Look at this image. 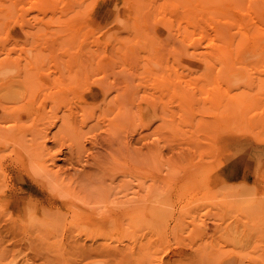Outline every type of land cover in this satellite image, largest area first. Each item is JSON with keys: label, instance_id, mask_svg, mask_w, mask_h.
<instances>
[{"label": "rangeland", "instance_id": "rangeland-1", "mask_svg": "<svg viewBox=\"0 0 264 264\" xmlns=\"http://www.w3.org/2000/svg\"><path fill=\"white\" fill-rule=\"evenodd\" d=\"M20 1H0V264H264V0H227L247 42L224 55L166 42L162 0Z\"/></svg>", "mask_w": 264, "mask_h": 264}, {"label": "bare ground", "instance_id": "bare-ground-1", "mask_svg": "<svg viewBox=\"0 0 264 264\" xmlns=\"http://www.w3.org/2000/svg\"><path fill=\"white\" fill-rule=\"evenodd\" d=\"M1 1V0H0ZM14 1V0H13ZM20 1V0H19ZM22 1V0H21ZM20 1V2H21ZM28 1V0H27ZM57 0H29V7L30 8H32V9H35V11L37 10L38 12H48V11H50V12H52V13H55L56 11H58L56 8L58 7L59 8V5L58 6H56V8H55V5H54V3L56 2ZM63 1V0H62ZM67 1V0H66ZM78 1V0H77ZM76 1V2H77ZM82 1V0H81ZM93 1V0H92ZM115 1V0H114ZM124 1V0H123ZM130 1V0H129ZM132 1H134V0H132ZM139 2H143L144 0H138ZM137 1V2H138ZM152 2H153V0H151ZM159 1V0H158ZM163 2L160 4V3H158L157 1H155V2H157L158 4H160V6H161V8H163L164 10H170V14H168L167 16H166V18H164V17H162V19L164 18V22L162 21V23H158V24H160V25H163V23H164V29H165V31H166V36H167V39L169 38L170 40L169 41H166V42H170V44H173L174 42V38L177 40V43L179 44V45H188L190 48H191V46H193L192 47V49H195L196 48V46L198 45V48H200L199 47V45H204V47L206 46V47H213V49L214 48H216V50H217V48L220 50V48H222V47H226L227 48V46H228V49H229V47H231L232 45H234V42H236V43H239V42H241L242 43V41H243V43L246 41L247 42V39L244 41V39H238L237 41L236 40H234L233 39V37H235V36H233L234 35V33L236 32V31H231L232 29H235V30H238L237 31V33H239L238 35H242V37L244 38V37H246V35H245V31H244V29H242V27H241V24H239L238 22H237V20L234 18V15H233V17L231 16V14L229 13V11L231 10H228L230 7L232 8L233 6H235V1L234 0H228V1H230V4H232V5H230V4H228L227 2V0H162ZM231 1H234V2H231ZM240 1V0H239ZM242 1H244V0H242ZM247 1V0H246ZM7 2V4L5 5L4 3H6ZM12 3V0H9V1H4L3 0V3L2 4H4L5 6H7V7H10V10H12L11 9V6H13V5H10L11 3ZM58 2H60V1H58ZM65 2V1H64ZM79 2V1H78ZM84 2V1H83ZM86 2V1H85ZM136 2V3H137ZM138 2V4H140ZM145 2V1H144ZM8 3H9V5H8ZM22 3V2H21ZM28 3V2H27ZM26 3V4H27ZM66 3V4H65ZM65 3H61L62 5H64L65 7H67V6H69V7H73V4L75 3V0H74V2L72 1V0H68V3L67 2H65ZM121 3V2H120ZM151 3V2H150ZM235 3V4H234ZM243 3V2H242ZM244 3H246V2H244ZM2 4H0V5H2ZM12 4H14V2L12 3ZM17 4V3H16ZM15 4V5H16ZM22 4H24V3H22ZM77 5H78V3H76ZM131 4V3H130ZM145 4V3H144ZM153 4H154V2H153ZM152 4V6H154ZM25 5V4H24ZM57 5V4H56ZM76 5V8H67V9H69V11H67L66 13H68V12H70V13H68V15L70 14V17L69 18H73L74 16H76V15H78V17H79V14H82V13H84V14H86V10H84V12H82V13H80V6L82 5V4H80V6H77ZM85 5V4H84ZM134 5V4H133ZM136 5V4H135ZM242 5V4H241ZM240 5V6H241ZM246 5H247V3H246ZM87 6V5H86ZM89 6H90V3H89ZM131 6V5H130ZM152 6H151V8H152ZM155 6H157V4L155 5ZM239 6V7H240ZM248 6V5H247ZM77 7H79V10H77ZM114 7V6H113ZM118 7V6H117ZM116 7V8H117ZM236 7V6H235ZM83 8V7H82ZM136 8H138V7H136ZM155 8H157V7H155ZM242 8V7H241ZM247 8V7H246ZM4 9V8H3ZM71 9V10H70ZM88 9V8H87ZM122 9V8H121ZM127 9V8H126ZM139 9V8H138ZM142 9V8H141ZM144 9V8H143ZM244 9V8H243ZM243 9H241L242 10V12H243ZM249 9V8H248ZM5 10V9H4ZM115 10V9H114ZM140 10V9H139ZM151 10V9H150ZM149 10V11H150ZM235 10V9H234ZM245 10V9H244ZM250 10V9H249ZM6 11H7V9H6ZM9 11V10H8ZM122 11V10H121ZM143 11V10H142ZM159 11V10H158ZM240 11V10H239ZM3 12V11H2ZM11 12L12 11H10V14H11ZM118 12V11H117ZM133 12V11H132ZM136 12V11H135ZM139 12V11H138ZM141 12V11H140ZM237 12V11H236ZM235 12V13H236ZM241 12V13H242ZM51 13V14H52ZM57 14L58 13H60V14H62L63 13V11H61V10H59L58 12H56ZM55 13V14H56ZM65 13V12H64ZM161 13H162V15L164 16V13L161 11ZM1 14V13H0ZM4 14V13H3ZM83 14V15H84ZM113 14V13H112ZM167 14V13H166ZM5 15V14H4ZM4 15H1L2 16V18H3V16ZM132 15V14H131ZM134 15H136V14H134ZM143 15H145V13L143 14ZM159 13H158V17H159ZM240 15V14H239ZM60 16V15H59ZM82 16V15H81ZM80 16V17H81ZM133 16V15H132ZM142 16V15H141ZM5 17H6V15H5ZM65 17H66V15H65ZM157 17V16H156ZM160 17H161V15H160ZM62 18V17H61ZM61 18H59L60 20L59 21H62V19ZM75 18H77V17H75ZM82 18V17H81ZM135 18H136V16H135ZM240 18V17H239ZM64 19V18H63ZM78 19V18H77ZM77 19H75V20H73V21H75V22H77L78 20ZM115 19V18H114ZM137 19V18H136ZM160 19V18H159ZM159 19H156L157 21H156V23L157 22H159L160 20ZM161 19V20H162ZM241 19V18H240ZM77 20V21H76ZM81 20V22H82V19H80ZM138 20V19H137ZM141 20V19H140ZM139 20V21H140ZM154 20H155V18H154ZM159 20V21H158ZM65 21H67V20H65ZM130 21H131V19H130ZM129 21V22H130ZM136 21V20H135ZM242 21V20H241ZM240 21V22H241ZM70 22H71V20H70ZM84 22V21H83ZM104 22V21H103ZM132 22V21H131ZM141 22V21H140ZM61 23V22H60ZM63 24H64V22H62ZM67 23V22H66ZM65 23V24H66ZM68 23H69V21H68ZM74 23V22H73ZM73 23H72V25H73ZM77 23H79V22H77ZM139 23V22H138ZM142 23V22H141ZM152 23H155V21H153ZM244 23V22H243ZM65 24H64V26H65ZM70 24V23H69ZM82 24H84V23H82ZM98 24V23H97ZM130 24V23H129ZM132 24V23H131ZM137 24V23H136ZM140 24V23H139ZM138 24V25H139ZM62 25V24H61ZM78 25V24H77ZM77 25H76V27H77ZM86 25V24H85ZM135 25V24H134ZM136 26V27H140V26ZM64 26H62V27H64ZM67 26V25H66ZM70 26H71V24H70ZM69 26V27H70ZM82 26V25H81ZM87 26V25H86ZM69 27H67V29H69ZM133 27V26H132ZM131 26H130V28H132ZM72 28H75V25H74V27H72ZM72 28H70V29H72ZM79 28V27H78ZM150 28H151V25H150ZM65 29V28H64ZM70 29H69V31H70ZM82 29H84V26L82 27ZM114 29V28H113ZM135 29V28H134ZM138 29L139 28H137L136 29V31H138ZM75 31H76V29H75ZM77 31H79V29H77ZM111 31H112V29H111ZM110 31V32H111ZM116 31H117V29H116ZM132 31H133V29H132ZM135 31V32H136ZM72 32H73V29H72ZM72 32L70 31L69 33H71L72 34ZM134 32V31H133ZM138 32H141L140 31V29H139V31ZM150 32V31H149ZM148 32V33H149ZM233 32V33H232ZM76 33V32H75ZM74 33V34H75ZM82 33V32H81ZM84 33V32H83ZM113 33H115V32H113ZM77 34V33H76ZM108 34V33H107ZM141 34V33H140ZM236 34V33H235ZM237 35V34H236ZM138 36V35H137ZM148 36V35H147ZM150 36H152V35H150ZM165 36V35H164ZM239 36V37H240ZM106 37V36H105ZM118 37V36H117ZM238 37V38H239ZM111 38V37H110ZM136 38V37H135ZM144 38V37H143ZM152 38V37H151ZM249 38V37H248ZM71 39V38H70ZM106 39V38H105ZM116 39V38H115ZM145 39V38H144ZM236 39V38H235ZM252 39V42H254L253 41V38H251ZM107 40V39H106ZM111 40H113V39H111ZM128 40V39H127ZM127 40H124V41H126L127 42ZM137 40V39H136ZM152 40H153V38H152ZM171 40H172V42H171ZM241 40V41H240ZM114 41V40H113ZM147 40H145V42H146ZM151 41V40H150ZM249 41V40H248ZM115 42H116V40H115ZM114 42V43H115ZM117 42H118V40H117ZM122 42V41H121ZM125 42V43H126ZM245 42V43H246ZM104 43V42H103ZM110 42H108V44H109ZM122 43H124V42H122ZM149 43V42H148ZM151 43V42H150ZM116 44V43H115ZM120 44V43H119ZM112 45V44H111ZM152 45V44H151ZM154 45V44H153ZM179 45H175L176 47L177 46H179ZM114 46V45H113ZM194 46H195V48H194ZM122 47H124V45L122 46ZM188 47V48H189ZM205 47V48H206ZM178 48V47H177ZM183 48V50H184V47H182ZM210 48H209V50H210ZM115 49V48H114ZM117 49V48H116ZM185 49H187V47L185 46ZM225 48H222V52L221 53H223V50H224ZM123 50V48L120 50V51H122ZM208 49H206V51H207ZM212 50V49H211ZM216 50H214L215 52H217ZM219 50H218V52H219ZM117 51H118V49H117ZM185 51V50H184ZM183 51V52H184ZM214 51H210L212 54H214L213 52ZM225 51V50H224ZM2 52H3V50H2ZM201 52V51H200ZM220 52H219V54H214V57H211V60L213 61V59L216 57H221L222 55H224V53L222 54V55H220ZM226 52V51H225ZM229 52H230V50H229ZM1 53V52H0ZM194 52H192L191 54H193ZM209 52H207V54H208ZM227 53V52H226ZM206 54V53H205ZM204 54V55H205ZM227 54H229V53H227ZM208 55H210V53L208 54ZM207 55V56H208ZM217 55V56H216ZM218 55H220V56H218ZM5 56V55H4ZM212 56V55H211ZM216 58H215V60H216ZM223 59L225 58V56L224 57H222ZM222 58H220L221 60H222ZM227 58H229L230 59V57H227ZM9 59V58H8ZM7 59V60H8ZM205 60L206 59H208V58H204ZM210 59V58H209ZM219 59V58H218ZM4 60H5V57H4ZM9 60H11V59H9ZM8 60V61H9ZM7 61V62H8ZM210 61V60H209ZM218 61V60H217ZM14 63H16L15 61H13ZM215 62V61H214ZM221 62V61H220ZM219 62V63H220ZM223 62H224V60H223ZM223 62H221V63H223ZM0 63H3L2 61H1V59H0ZM9 63V65H11V64H13V63H11L10 64V62H8ZM216 63V62H215ZM228 63V62H227ZM224 65H225V62L223 63ZM30 65V64H29ZM0 67H1V65H0ZM16 67V66H15ZM21 67V66H20ZM20 67H19V71H20ZM30 69V68H29ZM18 70V69H17ZM26 70V69H25ZM24 71V70H23ZM15 72V71H14ZM27 72H29V71H27ZM27 72H26V74H27ZM17 73H19V72H17ZM1 74V73H0ZM6 74V73H5ZM25 74V73H24ZM7 75V74H6ZM16 75H18V74H16ZM15 75V76H16ZM72 75V74H71ZM19 76V75H18ZM23 76V75H22ZM29 76V75H28ZM30 76H32V75H30ZM24 77V76H23ZM33 77V76H32ZM73 77V79L75 80V81H77V85L79 86V85H81V82L80 81H82V84H83V80L81 79V78H75L73 75L72 76H70V78H72ZM8 78V77H7ZM12 78V77H11ZM15 79V78H14ZM13 79V80H14ZM18 79H19V77H18ZM21 79V78H20ZM61 79V78H60ZM22 81H23V78L21 79ZM27 80V79H26ZM32 80V79H31ZM5 81V80H4ZM4 81H2L1 80V82H4ZM17 81H19V80H17ZM17 81H16V83H17ZM33 81V80H32ZM55 81V80H54ZM13 82H15V80L13 81ZM10 83V82H9ZM16 83H15V85H16ZM27 83V82H26ZM53 83H55V82H53ZM59 83H62V80H61V82H59ZM59 83L57 84L56 83V86L57 85H59ZM27 84H29V83H27ZM63 84V83H62ZM61 84V85H62ZM20 85V84H19ZM30 85H31V83H30ZM60 85V86H61ZM64 85V84H63ZM76 85V86H77ZM54 86H55V84H54ZM60 86H58V87H60ZM72 86H75V85H72ZM76 86H75V88H76ZM83 86V85H82ZM8 87H10V86H8ZM7 87V85H6V88H5V86H4V88H5V90L8 88ZM20 87V86H19ZM23 87V86H22ZM0 88H3V87H0ZM21 88V87H20ZM30 88H34V87H32V85L29 87V89ZM68 88V87H67ZM78 88V87H77ZM76 88V89H77ZM79 88H81L80 86H79ZM23 89V88H22ZM25 89V88H24ZM28 89V90H29ZM58 89V88H57ZM4 92H6L7 90H9V89H7L6 91L4 90V89H2ZM1 89H0V91H2ZM31 90H33V89H31ZM2 91V92H3ZM25 91H26V89H25ZM30 91V90H29ZM29 91H28V97H31L30 95L32 94V96H33V94H35V93H33L32 91H30V93H29ZM58 91V90H57ZM60 91V90H59ZM80 91H81V89H80ZM72 92V91H71ZM77 92V91H76ZM79 92V91H78ZM122 93V92H121ZM125 93H126V90H125ZM125 93L123 92L122 94L125 96V97H128V96H126L125 95ZM1 95V94H0ZM4 95V94H3ZM26 95V94H25ZM5 96V95H4ZM3 96V97H4ZM7 96V95H6ZM74 96V95H73ZM81 96V95H80ZM27 96H26V98H28ZM76 97V96H75ZM78 97V96H77ZM0 98H1V96H0ZM21 98V96L19 97V99ZM29 99H32V98H28V100ZM112 99H115V100H117L118 99V95H114L113 97H112ZM3 100V99H2ZM27 100V99H26ZM25 101V100H24ZM23 101V102H24ZM33 101H34V99H33ZM32 103V102H31ZM34 103H35V101H34ZM36 104V103H35ZM34 104V105H35ZM39 104V103H38ZM28 106V105H27ZM36 106H38V105H36ZM82 106V105H81ZM81 106H80V108H81ZM6 108V107H5ZM4 108V109H5ZM8 108H10V107H8ZM83 108V107H82ZM7 109V108H6ZM19 109V108H18ZM23 109H24V107H23ZM22 109V110H23ZM29 109V108H28ZM40 109V108H39ZM69 109V108H68ZM9 110V109H8ZM21 110V109H20ZM20 110H18V111H20ZM22 110L20 111V112H22ZM34 110V109H33ZM69 110H71V109H69ZM82 110V109H81ZM14 111H16L15 109H14ZM32 111V110H31ZM84 111V110H83ZM3 112V111H2ZM6 113H9V112H7L6 111ZM12 113V112H11ZM14 113V112H13ZM16 113H18V112H15V114ZM36 113H37V111H36ZM69 113V112H68ZM15 114H13V115H15ZM38 114V113H37ZM70 114V113H69ZM9 115H11L10 113H9ZM8 115V116H9ZM66 115H67V113H66ZM64 115V118H62V120L63 121H65V124H63V122H62V125H61V127H63L64 129L65 128H67L66 127V125L67 124H71V117L73 118L74 116H72L71 114H70V117H69V115ZM10 117V116H9ZM75 118V117H74ZM13 119V118H12ZM15 120V119H14ZM6 121V120H5ZM16 121V120H15ZM0 123H2V122H0ZM5 123V122H4ZM4 123H3V125H4ZM15 123H13L12 125H14ZM1 125V124H0ZM67 126H69V125H67ZM0 127H4V126H0ZM19 127V126H18ZM45 127V126H44ZM6 128H8L9 129V127H6ZM62 129V128H61ZM19 130V129H18ZM25 130V129H24ZM35 130H37V129H34V132H35ZM66 130V129H65ZM45 131V130H44ZM63 131V130H62ZM61 131V132H62ZM8 132H9V130H8ZM5 133V132H4ZM6 133H7V131H6ZM17 133V132H16ZM19 133V132H18ZM17 133V134H18ZM24 133V132H23ZM22 133V134H23ZM27 133V132H26ZM40 133H41V130H40ZM10 134V133H9ZM8 134V135H9ZM28 134H30V133H28ZM44 134V133H43ZM46 134V133H45ZM4 135V136H3ZM8 135H5V134H2L1 135V137L3 138V137H5V138H7L8 137ZM14 135V134H13ZM20 135V134H19ZM39 135H42V134H39ZM55 135V133L53 134V136ZM62 135V134H61ZM60 135V136H61ZM16 136V135H15ZM26 136H27V134H26ZM32 136V135H31ZM18 136H16L15 138H17ZM20 137V136H19ZM37 137V136H36ZM35 137V138H36ZM45 137V136H44ZM55 137V136H54ZM25 137H23L22 138V141L23 140H26V141H24V143L26 142V143H28L29 141L27 140V139H24ZM30 137H28V139H29ZM35 138H34V140H31V141H34L35 142V146H34V144L33 143H31V142H29V143H31L30 145H29V143H28V145L27 144H25V145H23L22 143H20V144H22V146H26L27 145V147H26V149H28V151L31 153V151L33 152L35 149H33V148H35L36 147V144L37 143H39V140H38V138H37V141H35ZM40 138H41V136H40ZM61 138V137H60ZM4 139V138H3ZM2 139V140H3ZM45 139H48V138H45ZM56 139V138H55ZM1 140V139H0ZM57 140V139H56ZM4 141H6V140H4ZM14 141V140H13ZM28 141V142H27ZM56 143V142H55ZM19 144V145H20ZM42 144V143H41ZM40 144V145H41ZM44 144V143H43ZM46 144V143H45ZM37 145H39V144H37ZM21 145H20V147L22 148V151H23V155H25V156H27V157H29L30 155H29V153L26 151V149L25 148H23ZM31 146L33 147L32 149H31ZM46 146L45 145H43V147H41L40 149H41V151H42V148H44L45 150L47 149V148H45ZM31 150H30V149ZM39 148V147H38ZM38 148H36V149H38ZM40 149H38L39 150V154H40ZM43 149V150H44ZM26 152H27V154H26ZM36 152H37V154H36ZM35 153H31L32 155V157L34 156L35 158H37V155H39L38 154V151H36ZM44 152V151H43ZM48 152V151H47ZM42 153V152H41ZM49 153V152H48ZM36 154V155H35ZM44 154H45V152H44ZM50 154V153H49ZM29 155V156H28ZM30 156V157H31ZM43 155L41 154V156H38L39 158L38 159H40V157H42ZM21 157V156H20ZM29 157V158H30ZM38 159H36V160H38ZM43 158H41L40 159V161L42 160ZM35 160V164H36V162H38V161H36ZM30 161H31V158H30ZM29 162V161H28ZM27 162V163H28ZM26 163V162H25ZM34 164V167L33 168H31V167H29V169L31 168V170H30V172H32L33 171V173L32 174H34V173H37L36 175H35V177L39 174V172H41L42 174H44V178H47V177H49V180L50 179H54L55 181H56V178L60 175L59 174V172H60V169H55V170H52L51 168L53 167V163H52V167L51 168H49V169H45L44 167L42 168L40 165H39V167H38V165H35ZM42 164V163H41ZM43 165V164H42ZM45 165H47V164H45ZM1 169V168H0ZM2 170V169H1ZM41 170V171H40ZM40 175V174H39ZM42 176V175H41ZM46 176V177H45ZM38 177H40V176H38ZM79 177V176H78ZM80 178V177H79ZM43 180V179H42ZM46 180V185L48 186V184H51V183H49V181L47 180V179H45ZM75 180H76V178H75ZM74 180V181H75ZM45 182V181H44ZM48 183V184H47ZM53 183H56V182H53ZM59 182H57L56 184L57 185H59L58 184ZM70 184L68 185V188L67 189H79L80 187V184H77L76 183V181H75V184H74V182H73V180H70V182H69ZM80 183H81V181H80ZM82 183H84V182H82ZM82 183H81V185H82ZM62 182L60 183V185L58 186V187H62ZM66 184H68V183H66ZM63 185H65V184H63ZM84 186V184L82 185V187ZM56 187V186H55ZM58 187H56L57 189H60V188H58ZM81 187V189H84V187L82 188ZM55 188V189H56ZM45 212V211H44ZM46 215H47V213H46ZM35 216H33V218H34ZM88 217V216H87ZM90 217V216H89ZM36 218V217H35ZM34 220H36V219H34ZM37 221V220H36ZM26 229H29V228H26ZM22 231V230H21ZM26 231H29V230H26ZM22 233V232H21ZM28 234H29V232H28Z\"/></svg>", "mask_w": 264, "mask_h": 264}]
</instances>
